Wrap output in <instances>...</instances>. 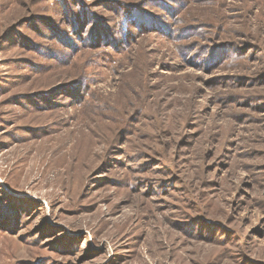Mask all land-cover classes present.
<instances>
[{"label": "rangeland", "instance_id": "1", "mask_svg": "<svg viewBox=\"0 0 264 264\" xmlns=\"http://www.w3.org/2000/svg\"><path fill=\"white\" fill-rule=\"evenodd\" d=\"M0 264H264V0H0Z\"/></svg>", "mask_w": 264, "mask_h": 264}]
</instances>
